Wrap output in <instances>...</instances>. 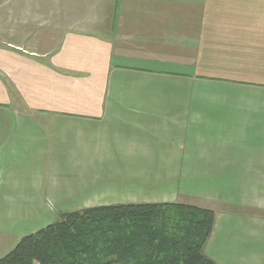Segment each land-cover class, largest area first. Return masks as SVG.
<instances>
[{"label":"crops","instance_id":"obj_1","mask_svg":"<svg viewBox=\"0 0 264 264\" xmlns=\"http://www.w3.org/2000/svg\"><path fill=\"white\" fill-rule=\"evenodd\" d=\"M136 202L210 208L205 253L264 264V0H0V257Z\"/></svg>","mask_w":264,"mask_h":264},{"label":"trees","instance_id":"obj_2","mask_svg":"<svg viewBox=\"0 0 264 264\" xmlns=\"http://www.w3.org/2000/svg\"><path fill=\"white\" fill-rule=\"evenodd\" d=\"M215 213L183 202L60 211L22 236L0 264H217L204 250Z\"/></svg>","mask_w":264,"mask_h":264},{"label":"rangeland","instance_id":"obj_3","mask_svg":"<svg viewBox=\"0 0 264 264\" xmlns=\"http://www.w3.org/2000/svg\"><path fill=\"white\" fill-rule=\"evenodd\" d=\"M201 188H202V189H208V188H209V185H208L207 183H205V184L202 185ZM202 189H201V190H202ZM204 192H205V190H204ZM25 204H26L27 207H28V203H25ZM59 212H60V211L54 212V215L52 214V217H51V216L46 217V218H52V219H48V220H51V221H47L46 218H43V217H44V216H43V217H42L43 219H42V222H41V225H40V226L43 227V226H45V225L47 224L46 222H52V221H54V220L58 217V213H59ZM41 227H40V228H41Z\"/></svg>","mask_w":264,"mask_h":264}]
</instances>
